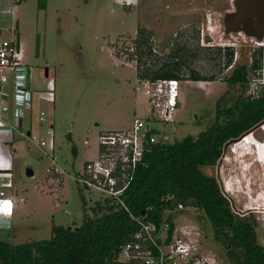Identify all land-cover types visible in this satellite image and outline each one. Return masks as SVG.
I'll use <instances>...</instances> for the list:
<instances>
[{
    "label": "rangeland",
    "instance_id": "1",
    "mask_svg": "<svg viewBox=\"0 0 264 264\" xmlns=\"http://www.w3.org/2000/svg\"><path fill=\"white\" fill-rule=\"evenodd\" d=\"M13 1L4 12L0 9V41L20 34L34 96L31 115L25 110L23 119L11 120L10 114L8 121L17 130L5 145L16 152L15 190L25 200L11 227L0 230V239L13 245L49 239L54 226L76 228L82 224L85 203L87 213L92 214V208L107 199L106 194L79 185L73 175L98 156L102 131L121 130L137 118L151 117L137 64L126 53L139 25L153 30L160 56L166 57L184 44L191 50L201 46L235 49L233 64L224 70L209 61L204 50L194 60L188 59L184 75L195 69L215 80H182L184 100L175 122L152 124L164 129L168 143L206 130L218 109L263 94L262 88L255 89L250 66L255 49L261 47L264 53V47L243 31L226 32L224 19L235 9L234 0H21L15 1L16 8ZM240 65L247 67V81L233 84L228 76ZM260 78L264 79V66ZM13 83L11 72L7 101L15 115ZM42 112L46 121L41 125ZM50 119L54 123L53 149L47 133ZM28 130H32L29 137ZM242 135L225 145L215 166H204L203 171L217 178L235 212L255 217L264 245V143L253 134L241 139ZM42 140L46 146H40ZM54 165L65 173L55 176ZM27 167L34 169V176L26 175ZM164 217L171 220L165 222L169 228L163 238L172 227L167 245L183 237L192 240L197 252L232 264L203 210L180 208L166 211ZM128 260L121 252L116 264H132Z\"/></svg>",
    "mask_w": 264,
    "mask_h": 264
},
{
    "label": "trees",
    "instance_id": "2",
    "mask_svg": "<svg viewBox=\"0 0 264 264\" xmlns=\"http://www.w3.org/2000/svg\"><path fill=\"white\" fill-rule=\"evenodd\" d=\"M153 30L139 25L128 60L137 64V76L145 79L215 80L195 69L184 75V68L199 52L221 70L233 64L234 47H198L187 45L166 57L153 52ZM262 49L254 53L250 70L259 78ZM190 59V60H188ZM246 65L236 66L228 81L245 83ZM257 99L239 100L234 107L218 109L217 117L197 136L187 135L173 143H159L146 155L125 193L127 211L113 199H105L87 213L84 205L82 224L76 228L54 226L51 238L13 245L0 239V264H116L119 254L140 229L139 221L153 222L160 228L166 211L194 207L205 212L214 236L226 249L232 264H264V245L259 241L257 221L252 215H240L231 206L215 176L206 174L204 166H215L225 145L254 129L264 120V84ZM224 117V118H222ZM62 175L60 173H53ZM172 228V227H171ZM167 241L170 240L172 229ZM132 264H136L134 260Z\"/></svg>",
    "mask_w": 264,
    "mask_h": 264
},
{
    "label": "built area",
    "instance_id": "3",
    "mask_svg": "<svg viewBox=\"0 0 264 264\" xmlns=\"http://www.w3.org/2000/svg\"><path fill=\"white\" fill-rule=\"evenodd\" d=\"M127 3L130 4V1ZM152 44L153 52L160 53L154 36ZM257 44L264 47V39L257 40ZM23 59V49L17 38L0 42V123L6 124L10 129H14V126L4 119V115L10 110L7 101L9 92L5 89L9 83L8 71H12L14 75L15 116L23 118L24 108L33 100V92L29 87L30 70ZM180 81L176 78L140 80L149 100L150 119L137 118L134 124L127 128L102 131L98 136V156L87 161L83 170L73 175L74 180L82 187L106 194L107 198L113 199L130 212L125 201L126 190L138 168L146 163V155L153 151L155 145L168 143V135L164 129L160 130L152 124L175 122L179 107ZM253 82L255 89L259 90V83H264V79L253 78ZM43 114L42 112L39 116L41 125L46 121ZM49 121L47 133L50 136L49 145L53 149L54 123L51 119ZM46 145L45 140L40 142V146ZM52 158L54 160V157ZM52 168L57 173H65L56 165ZM52 168L48 171L51 172ZM6 173L4 172L5 175ZM9 186L11 178H8L6 183H0V202L7 200L13 205L11 215L0 213V230L11 227L10 217L15 209L13 199L5 189ZM138 222L140 229L121 251L129 259V263L134 260L136 264H222L216 256L197 252L193 242L183 237L176 238L167 245L168 236L162 237V233L169 228L167 224L158 228L153 222Z\"/></svg>",
    "mask_w": 264,
    "mask_h": 264
},
{
    "label": "crops",
    "instance_id": "4",
    "mask_svg": "<svg viewBox=\"0 0 264 264\" xmlns=\"http://www.w3.org/2000/svg\"><path fill=\"white\" fill-rule=\"evenodd\" d=\"M13 1V0H12ZM16 3H19V2H16ZM13 7L16 8L18 5H15V0L13 1ZM6 7H11V0H0V9L3 8V12L5 11V8ZM11 30V29H10ZM0 31H1V28H0ZM15 38H17L20 43H21V46H22V42L20 40V34H14ZM1 42V41H0ZM23 49V47H22ZM23 61L25 62V52H24V49H23ZM26 64V63H25ZM28 65V64H27ZM11 72L12 71H8V74H9V83H10V76H11ZM46 76L49 75V72L48 70H46V73H45ZM14 77V75H13ZM181 82L182 80L180 81V92H179V107H181V105L183 104V92L181 90ZM9 83L8 85L5 87V89L8 91V86H9ZM29 87L31 88L32 87V79L30 80L29 82ZM32 90V88H31ZM34 101V96H33V100L32 102ZM14 104V103H13ZM15 106V105H13ZM11 110H9L5 115H4V119L6 120V122L10 121L9 117H10V114H11V120L13 118H15L16 120L19 119L17 117H15L14 115V107H11L10 108ZM25 110H27V113H29L30 115L32 114V110L30 111V104L25 107L24 109V117H25ZM23 117V118H24ZM21 118V119H23ZM12 123V122H11ZM11 130V131H10ZM16 128L14 129H10L6 124L4 123H0V156H3L5 159L7 160H10L11 162V168H3L5 169L4 171H0V183H6V180H8V178H11V186L9 187H6L5 189L7 190L8 194L12 197L13 199V202H14V213L13 215L10 217V222H12V220L14 219V217L17 215V214H20L21 211L23 210V207L25 205V200L24 198L19 194V192L17 190H15V184H16V174L14 172V168H15V155H16V152H13L10 151V149H8L6 147V141L8 140V138H13V135H14V132H16ZM24 132L22 131H19L18 130V134L19 135H23ZM27 134L28 135H31L32 134V130H28L27 131ZM12 150V148H11ZM252 166V165H251ZM4 172L6 173H10V175L6 173V175L4 174ZM227 186V185H226ZM227 188V187H226ZM226 190H229V189H226ZM192 241V240H191Z\"/></svg>",
    "mask_w": 264,
    "mask_h": 264
},
{
    "label": "water",
    "instance_id": "5",
    "mask_svg": "<svg viewBox=\"0 0 264 264\" xmlns=\"http://www.w3.org/2000/svg\"><path fill=\"white\" fill-rule=\"evenodd\" d=\"M235 6L237 8L234 12H228L225 15L224 24L227 33L240 32L243 31L248 36H255L258 41L264 39V14L257 21L256 31H251L248 29V22L253 16L251 8H261L264 7V0H234ZM248 134H253L256 139L264 141V121L257 125L256 128L250 129L241 139ZM35 172L32 167L26 168V175L28 177L34 176Z\"/></svg>",
    "mask_w": 264,
    "mask_h": 264
},
{
    "label": "flooded vegetation",
    "instance_id": "6",
    "mask_svg": "<svg viewBox=\"0 0 264 264\" xmlns=\"http://www.w3.org/2000/svg\"><path fill=\"white\" fill-rule=\"evenodd\" d=\"M235 4V3H234ZM237 10V8H236V6H235V9L234 10H232V11H230V12H234V11H236ZM251 12H253V16H252V18L249 20V22H248V29H250L251 31H256V29H257V21H258V19L260 18V17H262L263 16V14H264V7H261V8H251ZM250 37H252V38H254V39H256L255 38V36H250ZM256 41H257V39H256ZM262 48L260 47V48H258V49H255L256 50V52L257 51H260ZM263 50V49H262ZM255 52V53H256ZM263 55H264V53H263ZM252 58V62H254V58H253V56L251 57ZM260 63H261V65H262V67L264 66V56H262V58H261V60H260ZM262 69V68H261Z\"/></svg>",
    "mask_w": 264,
    "mask_h": 264
},
{
    "label": "clouds",
    "instance_id": "7",
    "mask_svg": "<svg viewBox=\"0 0 264 264\" xmlns=\"http://www.w3.org/2000/svg\"><path fill=\"white\" fill-rule=\"evenodd\" d=\"M261 84H264V83H259V85H261ZM0 164L3 165V167H0V169L11 168V166H12L10 160L5 159L3 156H0ZM12 207H13V205L11 203V210H12ZM11 210H9V207H8L7 204H4L3 205V210H0V213L11 215Z\"/></svg>",
    "mask_w": 264,
    "mask_h": 264
},
{
    "label": "snow or ice",
    "instance_id": "8",
    "mask_svg": "<svg viewBox=\"0 0 264 264\" xmlns=\"http://www.w3.org/2000/svg\"><path fill=\"white\" fill-rule=\"evenodd\" d=\"M0 167H3L2 164H0ZM4 204H7L8 207H9V210H11V202L10 201H3V202H0V210H3V205Z\"/></svg>",
    "mask_w": 264,
    "mask_h": 264
},
{
    "label": "bare ground",
    "instance_id": "9",
    "mask_svg": "<svg viewBox=\"0 0 264 264\" xmlns=\"http://www.w3.org/2000/svg\"><path fill=\"white\" fill-rule=\"evenodd\" d=\"M248 135H250V134H248ZM255 138V137H254ZM256 139V138H255ZM257 141L259 140V139H256ZM261 141V140H260ZM262 143H264V141H261ZM247 168V167H246ZM228 181V180H227ZM230 186V185H229ZM230 190V189H229Z\"/></svg>",
    "mask_w": 264,
    "mask_h": 264
}]
</instances>
